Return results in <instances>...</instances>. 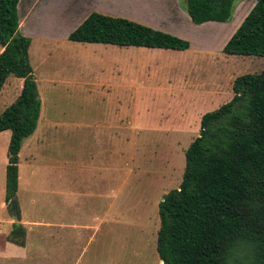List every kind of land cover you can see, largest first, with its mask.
<instances>
[{"label":"rangeland","instance_id":"obj_1","mask_svg":"<svg viewBox=\"0 0 264 264\" xmlns=\"http://www.w3.org/2000/svg\"><path fill=\"white\" fill-rule=\"evenodd\" d=\"M64 1L42 0L38 10L59 13ZM254 2L235 0L224 24L194 26L178 18L187 36L177 37L190 45L184 51L68 42L44 49L32 40L28 59L40 111L18 152V219L3 205L10 133H0V264H161L157 204L180 184L200 117L230 100L234 78L264 72V57L221 52ZM176 3L185 15V0ZM112 12L148 27L145 21L161 19L123 5ZM51 23L44 17L42 29ZM21 83L6 79L0 113ZM12 224L24 229L28 252L20 257L7 242ZM245 254V247L236 248L230 264Z\"/></svg>","mask_w":264,"mask_h":264},{"label":"trees","instance_id":"obj_2","mask_svg":"<svg viewBox=\"0 0 264 264\" xmlns=\"http://www.w3.org/2000/svg\"><path fill=\"white\" fill-rule=\"evenodd\" d=\"M19 0H0V91L6 79L22 81L17 97L0 113V133L9 131L3 203L19 218L15 197L22 140L39 119L40 101L28 61L29 39L19 34ZM235 0H185L189 21L228 23ZM69 42L184 51L177 36L122 17L89 13L66 37ZM226 55L264 57V0L252 8L221 48ZM230 100L200 117L199 133L184 152L177 189L157 204L155 251L161 264H264V72L243 74L231 84ZM24 229L12 224L7 242L23 246Z\"/></svg>","mask_w":264,"mask_h":264},{"label":"crops","instance_id":"obj_3","mask_svg":"<svg viewBox=\"0 0 264 264\" xmlns=\"http://www.w3.org/2000/svg\"><path fill=\"white\" fill-rule=\"evenodd\" d=\"M42 0H19L16 6L17 18H18V32L20 35L27 37L29 39V46L31 45L32 40H35L38 45L41 47L49 46L58 49V45L67 44L71 46H78L81 43L69 42L66 40L67 35L77 27L91 12H97L102 15H110L113 13L117 5L136 10L144 11L149 13H155L158 18H161L160 21L151 23L150 19L144 23H148L150 27H154L159 31L169 33L174 36L184 37L187 36L186 33L179 31L177 28L178 18L184 19V22L187 24V17L183 15L179 7L177 6L176 0H65L64 3H60L57 6H60L61 11L54 14L53 12L41 13L38 10V4ZM42 9V7H40ZM112 9V10H111ZM44 17L47 20H51L49 26H44L42 29V22ZM118 17V16H117ZM122 18L128 19L129 16H119ZM131 18H129L130 20ZM190 22V21H189ZM191 23V22H190ZM192 24V23H191ZM46 25V24H45ZM71 25V26H70ZM193 25V24H192ZM239 24L231 27V31L226 35L223 44L230 37V35L235 31ZM69 26V27H68ZM195 26V25H194ZM56 29L55 31H52ZM93 49L98 48H112L115 46L112 45H103V44H93ZM117 47V46H116ZM135 48V47H134ZM190 48V45H189ZM188 48V49H189ZM150 49L151 48H145ZM161 50V49H153ZM2 48L0 47V52ZM51 50H46V53H49ZM28 54V50H27ZM29 61V59H28ZM51 81V80H50ZM22 82V81H21ZM22 84V83H21ZM3 87V86H2ZM21 88V86H20ZM2 89V88H1ZM39 120V119H38ZM35 132V131H34ZM33 132V134H34ZM2 133V132H1ZM31 135V137L33 136ZM29 137V139L31 138ZM27 139V140H29ZM9 140V138H8ZM5 169V168H4ZM4 205V204H3ZM13 256H23L28 252L23 246H10Z\"/></svg>","mask_w":264,"mask_h":264}]
</instances>
